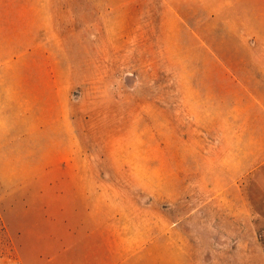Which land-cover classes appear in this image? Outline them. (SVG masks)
I'll list each match as a JSON object with an SVG mask.
<instances>
[{"label":"rangeland","instance_id":"rangeland-1","mask_svg":"<svg viewBox=\"0 0 264 264\" xmlns=\"http://www.w3.org/2000/svg\"><path fill=\"white\" fill-rule=\"evenodd\" d=\"M165 1L0 0V263L32 254L44 205L105 202L129 264H164L155 220L179 222L165 264H264L262 175L231 204L199 191L231 53L200 42L198 0Z\"/></svg>","mask_w":264,"mask_h":264},{"label":"crops","instance_id":"crops-1","mask_svg":"<svg viewBox=\"0 0 264 264\" xmlns=\"http://www.w3.org/2000/svg\"><path fill=\"white\" fill-rule=\"evenodd\" d=\"M198 3L206 15L204 21L200 19V42L204 41L207 47L213 38L216 53H231L227 60L216 54L215 67L229 72L216 76V84H230V108L220 119L217 115L215 154L210 157L214 169L213 173L210 169L200 170L199 191L212 194L214 190L216 194L209 200L214 198V203H218V197H229L222 203L231 204L238 202L235 196L245 181L246 189L261 187L255 182L262 175L264 188V0H198ZM207 203L213 202L206 200ZM249 205L247 201V212ZM41 210L60 214L46 215L39 221L38 245L32 254L23 250L5 264H129L127 220L118 216L112 221L109 203L50 204ZM251 210L248 218L254 217L255 210ZM165 224L154 221V247H146V250L154 248V263L163 260L165 264L164 259L173 251L169 243L177 234L175 226L179 222ZM185 234L184 241L189 236ZM139 258L142 259L141 253L133 257Z\"/></svg>","mask_w":264,"mask_h":264}]
</instances>
